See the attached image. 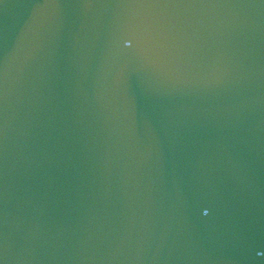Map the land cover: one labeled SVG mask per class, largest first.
<instances>
[{"label":"water","instance_id":"1","mask_svg":"<svg viewBox=\"0 0 264 264\" xmlns=\"http://www.w3.org/2000/svg\"><path fill=\"white\" fill-rule=\"evenodd\" d=\"M0 264H264V0H0Z\"/></svg>","mask_w":264,"mask_h":264}]
</instances>
